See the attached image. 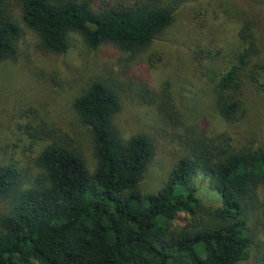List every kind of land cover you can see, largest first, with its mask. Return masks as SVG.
Segmentation results:
<instances>
[{"label": "trees", "instance_id": "obj_1", "mask_svg": "<svg viewBox=\"0 0 264 264\" xmlns=\"http://www.w3.org/2000/svg\"><path fill=\"white\" fill-rule=\"evenodd\" d=\"M0 0V60L14 58L20 28ZM24 25L42 47L64 52L69 34L95 47L103 42L132 50L146 46L173 18L169 5L146 0H17ZM239 49L216 79L220 116L237 121L243 113L241 77L264 91V66L257 58L252 22L237 30ZM115 90L93 81L73 101L89 125L95 166L89 170L65 134L41 121L28 129L47 142L35 158L32 181L21 186L12 164H0V264H242L254 234L249 216L264 185V149H235L227 131L194 134L186 140L162 185L138 187L154 153L150 135L123 138L113 123ZM212 184L219 204L206 219L195 177ZM186 214L181 225L173 221Z\"/></svg>", "mask_w": 264, "mask_h": 264}, {"label": "rangeland", "instance_id": "obj_2", "mask_svg": "<svg viewBox=\"0 0 264 264\" xmlns=\"http://www.w3.org/2000/svg\"><path fill=\"white\" fill-rule=\"evenodd\" d=\"M169 5L173 18L144 47L127 50L103 42L87 46L76 32L64 52L42 47L27 28L17 0L8 8L20 28L14 58L0 60V164L12 163L21 186L32 181L35 158L46 144L28 129L45 122L68 136L89 170L95 166L89 125L73 109L75 97L93 81L110 85L119 100L113 123L123 138L135 133L152 137L154 153L138 187L155 192L194 134L213 136L224 130L235 149H264V91L256 88L244 68L241 77L243 113L225 121L216 109L214 83L239 49L237 30L243 19L252 22L257 58L264 66V0H146ZM196 195L209 219L219 198L212 184L195 177ZM249 216L254 243L242 264H264V185ZM5 201L0 199V215ZM186 214L173 223L181 225Z\"/></svg>", "mask_w": 264, "mask_h": 264}]
</instances>
